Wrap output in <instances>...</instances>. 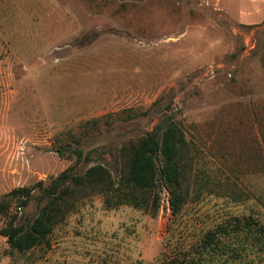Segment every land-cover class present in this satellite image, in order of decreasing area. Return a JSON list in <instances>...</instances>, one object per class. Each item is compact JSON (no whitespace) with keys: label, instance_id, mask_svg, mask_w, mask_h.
Here are the masks:
<instances>
[{"label":"rangeland","instance_id":"1","mask_svg":"<svg viewBox=\"0 0 264 264\" xmlns=\"http://www.w3.org/2000/svg\"><path fill=\"white\" fill-rule=\"evenodd\" d=\"M170 115L202 178L177 217L161 180L156 215L95 196L49 245L10 256L0 235V264H157L229 216L264 223V0H0V200L11 214H37L36 199L19 211L4 196L48 183L77 146L94 159L83 170L99 161L116 176V147Z\"/></svg>","mask_w":264,"mask_h":264},{"label":"trees","instance_id":"2","mask_svg":"<svg viewBox=\"0 0 264 264\" xmlns=\"http://www.w3.org/2000/svg\"><path fill=\"white\" fill-rule=\"evenodd\" d=\"M99 119L83 126H96ZM84 133H88L87 128ZM73 153L76 161L48 183L38 181L4 196L16 200L19 211L36 199L39 209L32 218L11 214L10 202L0 200V215L5 217L0 235L6 239V255L49 245L48 237L55 227L95 196H102L108 208L128 205L156 215L162 202L157 190L161 180L170 193L172 215L177 217L191 195L202 192L194 144L171 115L145 135L116 147V176L99 161L83 170L82 163L94 160L90 150L77 146ZM157 264H264V223L253 215L229 216L200 230L190 242L179 241L174 252Z\"/></svg>","mask_w":264,"mask_h":264},{"label":"built area","instance_id":"3","mask_svg":"<svg viewBox=\"0 0 264 264\" xmlns=\"http://www.w3.org/2000/svg\"><path fill=\"white\" fill-rule=\"evenodd\" d=\"M162 200L164 201V198ZM166 201H167V203L170 204V193L168 194V197H167ZM170 208H171V205H170Z\"/></svg>","mask_w":264,"mask_h":264}]
</instances>
